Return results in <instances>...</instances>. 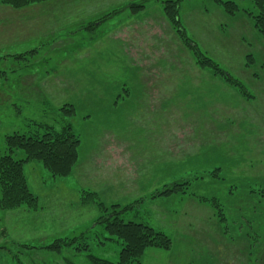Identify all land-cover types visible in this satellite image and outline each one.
I'll return each instance as SVG.
<instances>
[{
    "label": "rangeland",
    "instance_id": "obj_1",
    "mask_svg": "<svg viewBox=\"0 0 264 264\" xmlns=\"http://www.w3.org/2000/svg\"><path fill=\"white\" fill-rule=\"evenodd\" d=\"M163 1L0 4V150L6 136L45 126L68 124L79 139L67 177L25 165L36 206L0 209V264L115 263L121 243L100 219L117 209L123 222L171 241L169 250H145L140 264H264V34L211 0L180 4L186 35L243 94L194 64L168 29ZM128 20L139 24L129 56L142 69L123 63L121 46L131 45L119 32ZM102 151L109 170L123 163L137 172L100 171ZM182 184L184 193L158 196ZM196 197L215 199L222 217ZM58 239L66 241L50 249Z\"/></svg>",
    "mask_w": 264,
    "mask_h": 264
},
{
    "label": "trees",
    "instance_id": "obj_2",
    "mask_svg": "<svg viewBox=\"0 0 264 264\" xmlns=\"http://www.w3.org/2000/svg\"><path fill=\"white\" fill-rule=\"evenodd\" d=\"M51 0H0V4L13 10H20L26 7L44 4ZM187 0H165L161 3L162 14L170 29L176 34L181 44L188 50L194 64L200 69H209L211 76H220L226 84L234 85L245 90L240 82L231 75L223 71L213 59L208 58L198 46L186 35L185 29L181 26L179 7ZM223 13L228 16H236L241 11V16L252 21L257 32L264 34V0H211ZM245 1L250 4V8L239 9L237 2ZM136 12L144 7L133 6ZM138 9V10H136ZM132 10V9H131ZM133 12V10H132ZM240 16V15H239ZM31 54V52H30ZM249 60H247V66ZM72 109L65 112H69ZM29 135L14 132L5 137V149L0 150V209L13 210L20 207L34 209L36 198L31 194L26 178L24 167L32 162L41 163L52 177H67L73 170L78 157L79 139L73 134L70 125L55 130L51 127H40ZM23 152V157H19L17 152ZM184 185H175L171 189H164L159 195L169 193H184ZM200 202H205L210 206L217 216L222 217L221 210L215 199L197 198ZM127 210V209H125ZM118 209L110 213L107 217L101 218L105 223V229L111 237L121 243V250L118 260L115 263L105 259L89 256L92 264H140V259L147 249L169 250L171 248L170 239L152 228L134 222H123L119 218ZM63 241V240H61ZM58 240L49 247L59 250Z\"/></svg>",
    "mask_w": 264,
    "mask_h": 264
},
{
    "label": "crops",
    "instance_id": "obj_3",
    "mask_svg": "<svg viewBox=\"0 0 264 264\" xmlns=\"http://www.w3.org/2000/svg\"><path fill=\"white\" fill-rule=\"evenodd\" d=\"M197 17H198V15H196ZM183 17H185V18H182L183 20H184V24H185V26L188 28V26H189V24H190V20H189V18L188 17H186V16H183ZM133 19V18H132ZM131 19V20H132ZM122 25H124V24H122ZM139 24H133L130 20H128V22L126 23V25L123 27V28H121L120 29V32L119 33H124V34H126L125 36L126 37H128V43H127V46L130 44L131 46L130 47H128V50L126 49V48H123V46H121V51H122V55L126 58H124V61H123V63L124 64H126V66H127V68L128 69H135V70H137L138 68L139 69H142L141 68V65L138 63V61H136L135 60V58H133V57H131V56H129L130 54H133V53H136V50H138L137 48H134V46L133 45H136V46H138V40H136V39H138V30H139ZM167 26H168V29L170 28L169 27V25L167 24ZM146 27V26H145ZM169 30H171V29H169ZM159 36V35H158ZM135 49V50H134ZM134 56V55H133ZM139 80V79H138ZM139 82H140V80H139ZM139 82H137V84L139 83ZM122 149L124 150V148L122 147ZM104 154V152L102 151L101 152V155H100V157L99 158H97L96 157V159H99V161H98V163L96 164V165H98L99 166V169H100V171H103V172H118V174H120V173H122L124 176H126L127 175V179H131V177L134 175V173L133 172H137L136 170L134 171H132L131 169H129V170H124V167H123V163L121 164V163H119V167H112V166H110L109 168H110V170L107 168V167H105L104 166V164H103V162H104V160H106V158H107V161H109L110 159H111V157H109V160H108V156H105V158H103V154ZM107 153V152H106ZM124 154H128V153H124ZM122 156L123 157V153H121V154H118V157L120 158V160L122 159L123 160V158L122 157H120V156ZM129 155V154H128ZM96 159H92V157L90 158V161H92V162H95L96 163ZM132 159H134V158H131V160ZM131 160H129V162H131ZM77 161H78V158H77ZM103 161V162H102ZM123 162V161H122ZM78 164V163H77ZM131 165H133V167L135 166V163L133 162ZM126 174V175H125ZM96 178V177H95ZM96 181H98V179L96 178L95 179ZM118 181H119V183L121 184L122 182H123V180H122V177H120V176H118ZM196 199V198H195ZM209 210V209H208ZM213 215H214V213H213ZM228 252V251H227ZM227 261H229V258H230V255H228V256H225L224 257Z\"/></svg>",
    "mask_w": 264,
    "mask_h": 264
}]
</instances>
